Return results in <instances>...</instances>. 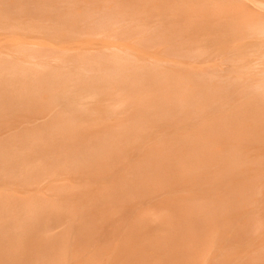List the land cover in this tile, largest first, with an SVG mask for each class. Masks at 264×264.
<instances>
[{"label": "rangeland", "instance_id": "rangeland-1", "mask_svg": "<svg viewBox=\"0 0 264 264\" xmlns=\"http://www.w3.org/2000/svg\"><path fill=\"white\" fill-rule=\"evenodd\" d=\"M261 73L264 0H0V264H264Z\"/></svg>", "mask_w": 264, "mask_h": 264}, {"label": "bare ground", "instance_id": "bare-ground-1", "mask_svg": "<svg viewBox=\"0 0 264 264\" xmlns=\"http://www.w3.org/2000/svg\"><path fill=\"white\" fill-rule=\"evenodd\" d=\"M262 6V4H261ZM261 75L264 76V73H261ZM262 76V77H263ZM264 78V77H263ZM2 81H0V86H2ZM1 88V87H0ZM53 101H60V97L55 96V98H52ZM12 105V102L10 101V99L7 96H4L2 98V94H1V90H0V111H7L9 109V107ZM220 107L219 105H216L214 108ZM3 114L0 113V117H2ZM231 123V122H230ZM225 124H220L217 125L216 128H214L213 133L215 135L220 134L219 136L221 137L222 140H229V139H236L235 137H237L236 135V129L237 127L232 126L233 124H230L231 126L228 127V129L225 128V130L223 129ZM229 125V124H228ZM223 126V127H222ZM252 132H254V134H258L263 135L264 136V120H262L261 122L257 123L255 125H253L252 127ZM204 135V134H203ZM250 137H253L255 135H249ZM206 139V138H205ZM210 139V138H209ZM209 139H207L209 141ZM216 139V138H215ZM219 141V140H218ZM220 143V142H219ZM202 145V144H201ZM208 145V144H207ZM225 145V144H224ZM223 146V145H222ZM227 146V145H226ZM201 147V146H200ZM241 147V146H240ZM234 150V149H233ZM190 151V150H189ZM228 151V150H227ZM235 151V150H234ZM206 152V151H205ZM225 152V151H224ZM192 156L191 158H195L196 163L194 165H203V168L205 169V174L207 175V173H209L208 171L210 169H208L207 165H210L212 167L213 163L215 165L216 162L218 161H211V159L208 158V162L205 160L206 155L202 154L199 150L195 149L193 151H191ZM223 153V152H222ZM214 160V159H213ZM189 162V161H188ZM223 164V163H222ZM227 166V165H226ZM234 167V166H233ZM231 168V167H230ZM179 169V168H178ZM177 169V171H178ZM227 169V168H226ZM200 171V170H199ZM220 171V170H219ZM189 172V171H188ZM195 172V171H194ZM178 173V172H177ZM174 174V173H173ZM172 174V176H173ZM176 176V175H175ZM174 176V177H175ZM219 180V179H218ZM217 185V184H216ZM219 186V185H218ZM197 190L195 191L196 193L194 195H192L191 197H189L187 200L186 198L184 199L182 197L183 200H185L186 202H191L194 203V205L196 206V208L194 210H190V209H182L177 213V217H199L201 215V209H206L205 212L208 213L210 215V211L212 210L213 214H218L220 212V210H222L223 208V203L224 200L221 198V196L219 195H215V194H209L211 193L209 190H207L206 188L201 189L199 186L198 188H196ZM200 192V193H199ZM199 193V194H197ZM203 195L205 198L202 202L200 201V196ZM236 199L234 197L229 198V202L231 205L236 204ZM186 204V203H185ZM193 207V206H192ZM216 208V209H214ZM209 209V211H208ZM176 212V210H175ZM211 213V214H212ZM31 216L30 217H35V211H31ZM33 219V218H32ZM185 220V219H183ZM31 222H33L31 220ZM197 223V222H196ZM27 226L28 224H17V223H0V261L4 258L3 256H6V251L4 248V243L6 239L5 237L7 235H12V234H16L19 231H22L23 228H25L24 226ZM42 225V224H40ZM183 226V225H182ZM44 227H40V231L39 230H33V238H35V240H37L38 243H40L42 246H46L51 244L52 239L51 237L47 236V234H45L44 232H46V230L44 229ZM27 229V227H26ZM174 229V228H173ZM42 234V235H41ZM12 238H9L8 240H10ZM165 245V243H163V241L158 242V243H153L152 247H158V248H162ZM3 263V261H2Z\"/></svg>", "mask_w": 264, "mask_h": 264}]
</instances>
